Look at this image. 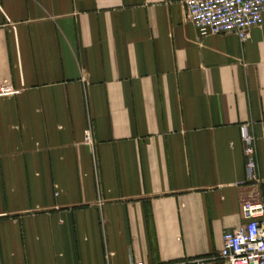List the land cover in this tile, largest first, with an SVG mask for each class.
<instances>
[{"label":"crops","instance_id":"1","mask_svg":"<svg viewBox=\"0 0 264 264\" xmlns=\"http://www.w3.org/2000/svg\"><path fill=\"white\" fill-rule=\"evenodd\" d=\"M0 83L19 91L0 97V264L215 258L242 196L264 200V23L241 41L200 35L183 0H0Z\"/></svg>","mask_w":264,"mask_h":264},{"label":"built area","instance_id":"2","mask_svg":"<svg viewBox=\"0 0 264 264\" xmlns=\"http://www.w3.org/2000/svg\"><path fill=\"white\" fill-rule=\"evenodd\" d=\"M187 17L200 35L234 34L241 41L249 38L252 29L264 23V0H183ZM19 91L12 84L0 83V97H11ZM246 158V184H260L256 138L244 128L242 133ZM85 143L93 145L92 130L85 132ZM241 211L246 223L223 235V246L217 257L187 258L180 264H264V200L242 196ZM140 264V263H136Z\"/></svg>","mask_w":264,"mask_h":264}]
</instances>
